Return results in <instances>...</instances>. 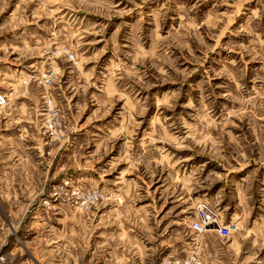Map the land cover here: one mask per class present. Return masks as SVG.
Wrapping results in <instances>:
<instances>
[{
	"label": "rangeland",
	"instance_id": "obj_1",
	"mask_svg": "<svg viewBox=\"0 0 264 264\" xmlns=\"http://www.w3.org/2000/svg\"><path fill=\"white\" fill-rule=\"evenodd\" d=\"M0 96V264H264V0H0Z\"/></svg>",
	"mask_w": 264,
	"mask_h": 264
},
{
	"label": "built area",
	"instance_id": "obj_2",
	"mask_svg": "<svg viewBox=\"0 0 264 264\" xmlns=\"http://www.w3.org/2000/svg\"><path fill=\"white\" fill-rule=\"evenodd\" d=\"M43 83L50 86V79H44ZM0 104H4V99L1 96ZM190 229L196 234L214 230L222 237H227L231 232V228L229 226H222L218 222L216 214L206 206H201L197 209L196 218L190 224ZM176 264H202V262L197 254H191L186 259L182 260V262H177Z\"/></svg>",
	"mask_w": 264,
	"mask_h": 264
}]
</instances>
